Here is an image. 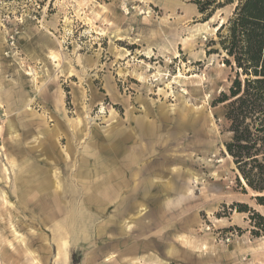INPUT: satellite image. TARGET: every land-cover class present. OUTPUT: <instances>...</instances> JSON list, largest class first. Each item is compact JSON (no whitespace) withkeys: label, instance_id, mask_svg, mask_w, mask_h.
Returning a JSON list of instances; mask_svg holds the SVG:
<instances>
[{"label":"rangeland","instance_id":"obj_1","mask_svg":"<svg viewBox=\"0 0 264 264\" xmlns=\"http://www.w3.org/2000/svg\"><path fill=\"white\" fill-rule=\"evenodd\" d=\"M198 1L0 0V264H264Z\"/></svg>","mask_w":264,"mask_h":264},{"label":"trees","instance_id":"obj_2","mask_svg":"<svg viewBox=\"0 0 264 264\" xmlns=\"http://www.w3.org/2000/svg\"><path fill=\"white\" fill-rule=\"evenodd\" d=\"M197 4L205 22L218 9L236 4L232 17L218 30L224 63L236 76L229 92H222L215 102L225 106L231 134L227 153L264 206V0H204ZM241 211L259 220L253 235H264V216L247 207Z\"/></svg>","mask_w":264,"mask_h":264},{"label":"crops","instance_id":"obj_3","mask_svg":"<svg viewBox=\"0 0 264 264\" xmlns=\"http://www.w3.org/2000/svg\"><path fill=\"white\" fill-rule=\"evenodd\" d=\"M224 23L222 22L220 25L222 26ZM218 29V27L217 28H214V30L216 31ZM199 31V33L200 34H198L197 36H198V38H199V35H202V34H204V33H209V31H210V29L208 28L207 30H203V29H200V30H198ZM113 148V150L115 151V154H117L118 153V148H119V145H117V143H115L114 144V146L112 147ZM118 156V155H117ZM94 161V160H93ZM95 162H93V164H94ZM118 163V162H117ZM89 178H95V172L93 171V172H91L90 173V176H88ZM137 181V178L136 177H134V174H133V177H132V179H131V183H134V182H136ZM93 185V184H92ZM91 187V189H92V193H91V196L94 198L93 200H94V204H95V208H96V211L97 212H99V209H97V205L100 203V202H102V200L100 199V197L98 196V194H101V195H104L103 194V192L102 191H100L99 190V188H96V189H94L95 187L94 186H90ZM126 188V185H121V186H119L118 187V190L117 189H114L113 190V192H111V196H112V200H118V201H120L119 199H122V197H123V195L121 194V192H123L124 193V189ZM134 188V187H133ZM132 188V189H133ZM173 192V190L172 189H168L167 190V194H164L165 195V198H166V195H168L170 192ZM126 193V192H125ZM100 213V212H99ZM102 213V212H101Z\"/></svg>","mask_w":264,"mask_h":264},{"label":"bare ground","instance_id":"obj_4","mask_svg":"<svg viewBox=\"0 0 264 264\" xmlns=\"http://www.w3.org/2000/svg\"><path fill=\"white\" fill-rule=\"evenodd\" d=\"M53 58H55V57H53ZM244 182V181H243ZM244 184L246 185V183L244 182ZM143 194V193H142Z\"/></svg>","mask_w":264,"mask_h":264}]
</instances>
